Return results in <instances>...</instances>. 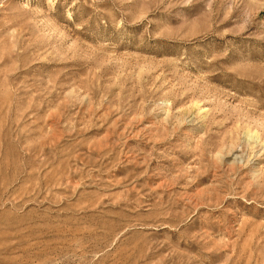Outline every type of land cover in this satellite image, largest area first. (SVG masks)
<instances>
[{"label":"rangeland","instance_id":"rangeland-1","mask_svg":"<svg viewBox=\"0 0 264 264\" xmlns=\"http://www.w3.org/2000/svg\"><path fill=\"white\" fill-rule=\"evenodd\" d=\"M0 264H264V0H0Z\"/></svg>","mask_w":264,"mask_h":264}]
</instances>
